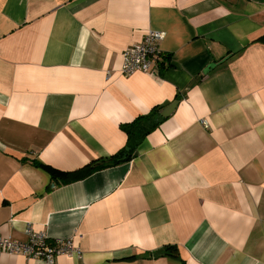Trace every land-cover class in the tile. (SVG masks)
I'll return each mask as SVG.
<instances>
[{
  "label": "crops",
  "instance_id": "1",
  "mask_svg": "<svg viewBox=\"0 0 264 264\" xmlns=\"http://www.w3.org/2000/svg\"><path fill=\"white\" fill-rule=\"evenodd\" d=\"M151 29L161 60L124 76ZM27 225L82 251L54 264H264V0H0V235Z\"/></svg>",
  "mask_w": 264,
  "mask_h": 264
},
{
  "label": "built area",
  "instance_id": "2",
  "mask_svg": "<svg viewBox=\"0 0 264 264\" xmlns=\"http://www.w3.org/2000/svg\"><path fill=\"white\" fill-rule=\"evenodd\" d=\"M165 36V31L151 29L142 42L127 47L123 52L122 74L130 76L138 71H151L162 58L161 43ZM201 122L205 127L209 126L207 119L203 118ZM25 232L28 235L25 241L10 235H0V251L40 259L47 264H54L59 255L76 257L82 255V251L75 246L72 238L51 239L47 233L36 231L31 225H27Z\"/></svg>",
  "mask_w": 264,
  "mask_h": 264
},
{
  "label": "trees",
  "instance_id": "3",
  "mask_svg": "<svg viewBox=\"0 0 264 264\" xmlns=\"http://www.w3.org/2000/svg\"><path fill=\"white\" fill-rule=\"evenodd\" d=\"M161 109L162 106L157 105L153 107V109H151L149 113L141 114L138 117H136L134 120L123 124V129L126 131L128 135V140L125 147L119 153H117L112 157L114 163H120L129 160L135 154L138 147L140 146L142 141L147 137V135L151 133L153 130H155L158 127V125L161 123V121L165 119L164 116L160 115ZM38 165H43L47 167L50 170L54 179H56L55 172H58L61 175L60 176L61 179H63L62 175H68L67 172L56 171L55 169L41 162L38 163ZM103 165L104 164L100 165L99 167ZM174 249H175L174 245H170V244L165 245L164 247L165 254L173 253Z\"/></svg>",
  "mask_w": 264,
  "mask_h": 264
},
{
  "label": "water",
  "instance_id": "4",
  "mask_svg": "<svg viewBox=\"0 0 264 264\" xmlns=\"http://www.w3.org/2000/svg\"><path fill=\"white\" fill-rule=\"evenodd\" d=\"M210 67H211V65L209 66V68ZM177 104H178L177 101H175L171 105H168V106L164 107L163 109H161L160 115L164 116V117L170 116L174 112Z\"/></svg>",
  "mask_w": 264,
  "mask_h": 264
}]
</instances>
